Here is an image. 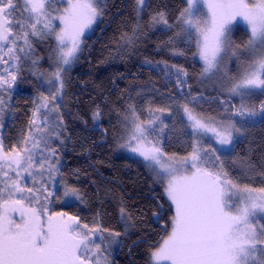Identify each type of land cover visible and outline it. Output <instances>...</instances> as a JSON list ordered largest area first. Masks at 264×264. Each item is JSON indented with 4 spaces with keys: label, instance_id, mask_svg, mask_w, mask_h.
I'll list each match as a JSON object with an SVG mask.
<instances>
[{
    "label": "snow or ice",
    "instance_id": "snow-or-ice-1",
    "mask_svg": "<svg viewBox=\"0 0 264 264\" xmlns=\"http://www.w3.org/2000/svg\"><path fill=\"white\" fill-rule=\"evenodd\" d=\"M150 7L149 0H134V20L121 31L110 58L134 54L147 35L145 28L175 29L163 46L183 55L177 42L190 46L194 41V55L203 62L200 83L212 81L217 91L210 97L194 93L187 69L165 61L162 71L167 81L175 80L179 99L168 96L171 103L149 108L147 119L135 103L125 101L115 110L118 147L142 158L163 188L161 199L168 207L157 202L154 222L172 213L150 264H264V187L239 182L264 177V156L257 164L251 149L243 156L237 152L249 130L264 125V101L258 108L246 103L264 96V0H184L174 24L167 5L149 12L145 21ZM109 11L110 0H0V65L5 66L0 70V264H112L111 249L134 227L122 198L124 232L104 226L103 207L91 224L79 215L49 211L55 203L90 207L87 193L68 180V175L79 179L80 170L70 169L67 175L63 170L58 148L70 138H62L67 129L61 110L72 84L68 73L89 47L86 33L104 24ZM241 21L247 39L237 44L232 34ZM41 44L47 45L48 70H41ZM245 57L249 62L238 76L225 70L228 61ZM25 72L44 90L31 102L27 127L6 145L4 117L14 111L9 101L27 79ZM235 97L239 106L232 102ZM206 103L211 111L204 109ZM173 106L183 113L179 130L156 114H171ZM103 115L97 105L92 120ZM177 132L187 137L183 143L190 148L183 156L165 151V141L172 142L174 135L179 139ZM226 161L244 170L233 177Z\"/></svg>",
    "mask_w": 264,
    "mask_h": 264
},
{
    "label": "trees",
    "instance_id": "trees-1",
    "mask_svg": "<svg viewBox=\"0 0 264 264\" xmlns=\"http://www.w3.org/2000/svg\"><path fill=\"white\" fill-rule=\"evenodd\" d=\"M149 3L151 7L144 13V20H148L149 12L167 5L170 24L175 23L178 10L184 6V0H149ZM133 6L134 0H110V11L105 16V23L96 28L94 34L88 38L89 47L85 49L81 60L69 76L72 84L66 97L68 113H63L67 130L62 138L70 139L66 140L63 148H58V152L65 165L63 170L66 175L70 169L80 170L79 179L68 175V180L87 193L90 207L71 202L55 203L51 208L53 212L79 215L84 222L91 224L96 210L103 207L104 226L123 232L124 224L120 220L119 213L122 198L133 216L134 227L128 238H121L123 243L120 246H113L111 249V253L114 251V254L109 256L112 264H147L150 250L157 245L164 232L160 224L165 225L172 214L168 212L164 220L159 223L154 222L152 212L156 210L157 202L165 203V200L161 199V185L154 182L140 158L130 157L118 151L117 140L114 138L115 110L125 107V101L135 103L139 108L144 109L142 118L147 119L149 108L155 110L171 103L166 99L168 96L179 99L176 88L171 84L162 83L165 61L170 65L176 64L187 69L188 83L194 93L202 92L208 97L217 95V91L207 90V86L212 81L200 83L201 65L194 55L196 52L194 42L190 46L177 42L176 47L183 50V55H174L171 45L163 46V42L173 35L175 29L168 31L164 30L163 26L151 30L145 28L147 35L137 47L134 58L130 61H126L129 55L123 59L110 58V54H114L121 31L128 30V26L134 20ZM232 38L240 44L247 39V31L240 26L234 27ZM37 54L44 57L41 70H48L47 45H37ZM146 60H150L152 64L145 63ZM158 62V67H153ZM248 62L247 57L242 61L233 58L227 62L226 69L236 77ZM25 75L27 79L23 83H18L16 90L12 92L11 105L14 111H7L10 118L4 128L6 145L15 143L20 130L27 127L31 116V102L37 96L38 90L42 91L35 77L28 76L27 72ZM232 102L238 105L237 101ZM260 103L261 97L256 98L257 108ZM97 105L103 110L104 115L100 121L94 122L92 113ZM204 109L212 110L207 103L204 104ZM156 114L160 115L170 127L174 122L177 130L182 128V111H176L175 106L171 114L169 112ZM249 131L250 135L240 143L237 152L243 156L251 149L252 160L259 164L261 157L264 156V125L257 124ZM177 135L179 139L174 135L172 142L165 141V151L168 154L185 155L190 151V148L183 143L187 137L179 132ZM226 164L233 177H237L238 173L244 170L240 164L232 166L227 161ZM239 182L247 183L251 187H264V177L256 175L251 178L241 177ZM167 207L165 203V208ZM137 240L140 242L131 245Z\"/></svg>",
    "mask_w": 264,
    "mask_h": 264
},
{
    "label": "rangeland",
    "instance_id": "rangeland-1",
    "mask_svg": "<svg viewBox=\"0 0 264 264\" xmlns=\"http://www.w3.org/2000/svg\"><path fill=\"white\" fill-rule=\"evenodd\" d=\"M239 26L240 27H242V28H244L246 31H247V25L243 22V21H241L240 22V24H239ZM95 27V26H94ZM95 30H96V28H95ZM95 32V31H94ZM94 32H92V31H88L87 33H86V36L87 37H90V36H92L93 34H94ZM194 42V41H193ZM194 44H195V42H194ZM134 55L135 54H131V55H129V57H127L126 58V61H130L132 58H134ZM197 56V55H196ZM197 60H198V62L200 63V65H201V70H202V67H203V62L199 59V57L197 56ZM237 63V62H236ZM77 64L78 63H76V64H74L72 67H71V69H70V71H69V73H68V76H70V74H71V72L73 71V69L77 66ZM3 67H5L4 65H0V70H2V68ZM238 68H240V66H237ZM227 70V69H226ZM162 83L163 84H171L174 88H176L175 87V80L173 79L171 82H169V81H167L166 79H165V76H164V78H163V80H162ZM42 89V88H41ZM16 90V87L13 89V92ZM44 89H42V91H43ZM207 90H209V91H213L214 90V88H213V83L211 82L208 86H207ZM216 91V90H215ZM13 95V94H12ZM45 95H47V92L45 91ZM258 97H261V101L262 100H264V96H262V95H257V96H254L250 101H246V103H250V104H254L255 105V99L256 98H258ZM5 99H7V97H5ZM11 101H12V96H11V100L9 101V103L11 104ZM232 101H237L238 103V105L237 106H239L240 105V99H239V97H235V98H233V100ZM64 103H65V105H66V107L65 108H62V113H64V112H66V114L68 113V110H67V101H66V98H65V101H64ZM182 115H183V113H182ZM9 118H10V116H9V112H7V114L5 115V117H4V123L6 124L7 123V121L9 120ZM118 151L121 153L122 152V154H124V155H127V156H130V157H136V156H134V154H131V153H129L128 151H126V150H124V149H120L119 147H118ZM169 155H171V154H169ZM178 156H183V155H178ZM137 158H139V157H137ZM141 160H142V158H140ZM147 168V167H146ZM148 169V168H147ZM148 171L150 172V170L148 169ZM150 174L152 175V173L150 172ZM153 177V176H152ZM241 185H243V184H241ZM161 191H162V194H163V188H162V186H161ZM69 203H71V202H69ZM64 204H66V203H64ZM52 205H49V211H51V212H53L52 211ZM14 218H16L17 220L19 219V214L17 213V214H15V217ZM132 231H133V227H131V228H129V230H128V232H127V235L126 236H123V237H125V238H128L129 236H130V234L132 233ZM123 232H124V228H123ZM151 251H152V249L150 250V253H151ZM114 251H112V253H113ZM111 253V254H112ZM150 253H149V260H148V263L147 264H150ZM114 254V253H113Z\"/></svg>",
    "mask_w": 264,
    "mask_h": 264
},
{
    "label": "water",
    "instance_id": "water-1",
    "mask_svg": "<svg viewBox=\"0 0 264 264\" xmlns=\"http://www.w3.org/2000/svg\"><path fill=\"white\" fill-rule=\"evenodd\" d=\"M160 226L164 229V224H160ZM163 236H164V232H163V234L161 235V237L159 238V240L157 241L156 244H158V242H160L162 240ZM138 242H140V241H138V240L134 241V242L131 243V245H133L135 243H138Z\"/></svg>",
    "mask_w": 264,
    "mask_h": 264
}]
</instances>
